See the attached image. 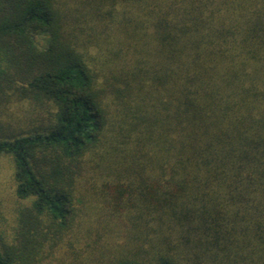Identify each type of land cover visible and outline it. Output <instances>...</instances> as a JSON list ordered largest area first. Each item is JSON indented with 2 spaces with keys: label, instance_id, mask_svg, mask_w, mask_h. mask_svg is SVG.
Returning a JSON list of instances; mask_svg holds the SVG:
<instances>
[{
  "label": "trees",
  "instance_id": "16d2710c",
  "mask_svg": "<svg viewBox=\"0 0 264 264\" xmlns=\"http://www.w3.org/2000/svg\"><path fill=\"white\" fill-rule=\"evenodd\" d=\"M0 156V264H264V0H0Z\"/></svg>",
  "mask_w": 264,
  "mask_h": 264
},
{
  "label": "rangeland",
  "instance_id": "374dc122",
  "mask_svg": "<svg viewBox=\"0 0 264 264\" xmlns=\"http://www.w3.org/2000/svg\"><path fill=\"white\" fill-rule=\"evenodd\" d=\"M28 109L27 103L15 104L11 107L10 113L14 117H21L23 119L24 116L27 117ZM11 124L13 125V123ZM13 172L14 166L11 158L0 156V229L7 238L11 235V227L14 225V211L18 206L14 195Z\"/></svg>",
  "mask_w": 264,
  "mask_h": 264
}]
</instances>
